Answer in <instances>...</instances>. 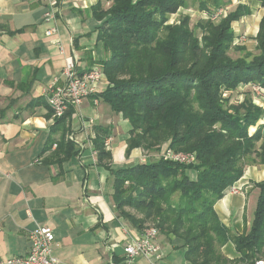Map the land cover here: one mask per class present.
<instances>
[{
    "label": "trees",
    "instance_id": "1",
    "mask_svg": "<svg viewBox=\"0 0 264 264\" xmlns=\"http://www.w3.org/2000/svg\"><path fill=\"white\" fill-rule=\"evenodd\" d=\"M106 1L109 8L102 3L93 8L95 39L103 50L95 65L109 82L97 97L129 125L126 158L136 149L160 154L164 146L197 158L186 165L160 157L116 169L105 146L113 127L94 126L93 149L98 165L114 178L119 217L138 230L153 223L160 234L183 244L189 264L264 260V181L255 183L259 197L246 233L233 235L215 211L248 165L264 166V108L250 99L230 105L225 96L241 85L264 88V18L252 53L234 45V23L251 14L246 6L191 28L189 16L171 23L188 7L187 0ZM215 2L219 9L222 0ZM258 2L264 8V0ZM200 5L209 16L216 10L208 2ZM233 49L244 55L232 58ZM74 112L70 108L50 128L44 152L56 144L53 155L59 165L79 155L67 139ZM190 171L196 172L195 179ZM229 243L240 255L234 261L222 251Z\"/></svg>",
    "mask_w": 264,
    "mask_h": 264
},
{
    "label": "crops",
    "instance_id": "2",
    "mask_svg": "<svg viewBox=\"0 0 264 264\" xmlns=\"http://www.w3.org/2000/svg\"><path fill=\"white\" fill-rule=\"evenodd\" d=\"M204 1L212 10L218 8L215 0ZM58 2L61 32L48 38L43 25L46 7L41 0H0V260L26 256L30 233L38 226H50L55 234L54 254L61 264H151L142 257L127 262L124 248L146 228L138 230L119 217L114 178L98 165L92 147L94 131L81 129L82 118L113 127L114 168L142 163V149L126 158L127 138L117 145L115 134L122 130L114 124L121 116L102 101L96 107L90 99L72 117V132L81 143H75L79 155L59 165L54 146L51 152H44L54 119L43 94L65 67L58 42L66 53H77L80 72L96 66L103 50L95 39L98 23L93 8L99 3L106 9L110 6L106 0ZM240 5L251 14L234 23L235 35L245 36L243 45L255 49L264 8L258 0H222L219 9L230 13ZM199 11L206 13L201 5ZM261 181L264 166L246 168L244 177L234 185L239 193H227L215 205L220 220L233 235L249 231L259 197L255 183ZM171 240L159 233L157 243L163 251L160 264H189L183 244L173 237ZM223 253L230 261L240 257L232 243Z\"/></svg>",
    "mask_w": 264,
    "mask_h": 264
},
{
    "label": "built area",
    "instance_id": "3",
    "mask_svg": "<svg viewBox=\"0 0 264 264\" xmlns=\"http://www.w3.org/2000/svg\"><path fill=\"white\" fill-rule=\"evenodd\" d=\"M46 7V12L43 18V25L46 27V36L48 38H56L60 35V24L62 18L61 6L58 0H41ZM228 15L227 9H217L212 16L206 15L213 22L219 21ZM244 37L238 38V43H243ZM60 53L65 57V67L62 72L56 76L51 85L44 91V99L52 112L53 119L63 118L70 108L79 109L83 104L92 99L93 104L97 107L101 100L97 97L106 90L109 82L100 66H94L91 69L79 71V57L73 50L71 53H66L63 44L59 41ZM255 94L262 95L264 89L258 85H251ZM81 129L93 131L96 126L94 120L81 119ZM75 134L67 136L69 141L78 143ZM95 138V133L94 137ZM113 136L105 141L107 150L112 149ZM84 147L83 145L81 146ZM93 147V145H92ZM57 148V145H54ZM164 150V151H163ZM159 159L163 157L166 160H171L181 164H195L197 158L194 154H186L175 152L170 148H163ZM96 154V152H95ZM146 157V156H145ZM145 163V160H143ZM228 193L237 194L239 190L232 187ZM159 236L158 229L154 226L146 228L143 235L130 242L124 248L125 256L128 263L134 259L142 257L148 259L151 264H160L163 259V251L157 243ZM30 248L26 256L9 257L0 260V264H61V261L54 254L55 234L50 226H38L29 235ZM256 264H264V260L258 261Z\"/></svg>",
    "mask_w": 264,
    "mask_h": 264
},
{
    "label": "rangeland",
    "instance_id": "4",
    "mask_svg": "<svg viewBox=\"0 0 264 264\" xmlns=\"http://www.w3.org/2000/svg\"><path fill=\"white\" fill-rule=\"evenodd\" d=\"M187 2H188V7L182 8L178 12V14L174 15L172 17L171 23L179 22V20L181 18H183L185 16H189L190 20H191V28H195L197 26V24H199L202 20H206V21L208 20V18L206 16L207 14L202 13V12L199 11V6H200V4L202 2H205L204 0H187ZM184 9L186 11H183ZM223 9H225V8H223ZM228 14H229V11H228ZM215 22H218V21H215ZM196 34H197V36L201 37V31L200 30L197 29L196 30ZM243 37H245V36H243ZM238 38L239 37L235 38L234 45H236V46L237 45H243L245 41L240 44V43H238ZM243 46H245L249 52L256 53L253 45L252 46L243 45ZM229 54L234 59H238V58H240V57H242L244 55L243 53H240V52H238L237 50H234V49L231 50ZM251 85H258V84H251ZM262 89H264V88H262ZM225 96H226V98L230 99V102H229L230 105L239 104V103L244 102L247 99H250L254 104L259 105V106L264 108V91H263L262 95H259V94L257 95V94L254 93V91L252 90V87H250V85L249 86L248 85H241L238 88V90L233 91L231 93L229 92ZM117 127H118L119 131L122 130L121 134H117V133L115 134L116 138H118V140H117V145H118L120 142L124 141L122 138H127L128 137L127 133H128V130H129V125L122 117H120L118 123L114 124V128L117 129ZM164 148H168V146H164ZM149 154H151V155L153 154V156H155L156 154L160 155L159 153H150L148 151L141 150L139 156H142L143 160H145V162H150V161L157 160L158 156L154 157V158H151ZM143 160H142V163H143ZM252 166H260V165H252L251 164V165H248L247 168L248 167H252ZM189 175L193 179L196 178V172L195 171H190ZM126 211H129V212H132L133 214H135L134 211H132L130 209H126ZM154 226L155 225H153V223H150V224H148L146 226V228L147 227L148 228H152ZM222 251H223V249H222Z\"/></svg>",
    "mask_w": 264,
    "mask_h": 264
}]
</instances>
